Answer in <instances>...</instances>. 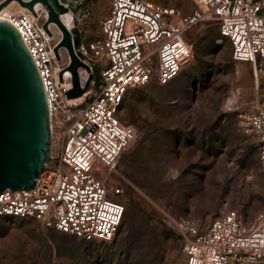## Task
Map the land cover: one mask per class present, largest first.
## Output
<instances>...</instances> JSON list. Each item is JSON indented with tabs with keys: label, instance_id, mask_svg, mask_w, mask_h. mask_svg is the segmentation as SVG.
<instances>
[{
	"label": "built area",
	"instance_id": "built-area-1",
	"mask_svg": "<svg viewBox=\"0 0 264 264\" xmlns=\"http://www.w3.org/2000/svg\"><path fill=\"white\" fill-rule=\"evenodd\" d=\"M190 13L151 0H110L101 20V36L79 45L93 79L87 92L68 98L69 61L57 60L60 37L43 24L47 13L34 15L17 1L0 17L11 21L27 44L47 92L52 148L50 161L35 187L0 193V216L32 218L44 226L87 240L110 241L125 213L117 173L122 153L136 137L133 125L118 114L127 92L156 81L167 84L193 58L188 31L207 19L231 42L236 61L258 68L264 63V0H194ZM78 6L82 1L78 2ZM90 4L84 16L90 14ZM102 64L98 77L95 66ZM82 86L90 73L79 68ZM256 138L264 168V103L244 117ZM178 233L187 264H264V207L250 222L224 210L204 230L187 218L167 214Z\"/></svg>",
	"mask_w": 264,
	"mask_h": 264
},
{
	"label": "rangeland",
	"instance_id": "rangeland-1",
	"mask_svg": "<svg viewBox=\"0 0 264 264\" xmlns=\"http://www.w3.org/2000/svg\"><path fill=\"white\" fill-rule=\"evenodd\" d=\"M71 1H82L71 10L82 38H99L110 0ZM151 1L183 13L199 7L194 0ZM187 37L193 58L179 75L131 88L119 111L136 137L111 176L123 187L125 204L114 239L87 240L32 218L0 216V264H187L167 214L204 231L226 209L250 222L264 207L259 147L244 125L245 115L264 103V63L257 79L251 63L233 58L213 19ZM101 67L95 66L96 77Z\"/></svg>",
	"mask_w": 264,
	"mask_h": 264
},
{
	"label": "water",
	"instance_id": "water-1",
	"mask_svg": "<svg viewBox=\"0 0 264 264\" xmlns=\"http://www.w3.org/2000/svg\"><path fill=\"white\" fill-rule=\"evenodd\" d=\"M38 15V4L45 9L43 24L48 34L56 26L61 36L54 52L62 60L66 50L69 63L65 70L72 76L68 98H77L87 92L93 79L89 64L79 50L82 36L75 26L69 27L62 15L78 6L71 0H0V11L11 2ZM90 73L84 86L79 68ZM52 148L51 117L47 92L38 66L17 27L0 17V193L35 187L38 178L50 161Z\"/></svg>",
	"mask_w": 264,
	"mask_h": 264
},
{
	"label": "bare ground",
	"instance_id": "bare-ground-1",
	"mask_svg": "<svg viewBox=\"0 0 264 264\" xmlns=\"http://www.w3.org/2000/svg\"><path fill=\"white\" fill-rule=\"evenodd\" d=\"M15 5H16V2L13 1V2H11L6 8H11V7L15 6ZM37 7H38L39 9H42L43 11H45V9H43V8L41 7L40 4H38ZM45 12H46V11H45ZM62 19H63V21H64L69 27H72V26H73L74 15H73V12H72L71 10L68 11L67 13L63 14V15H62ZM51 29H52L54 35H58V34H60V36H61V32H60V30H59V29L57 30V29L54 27V25L51 26ZM257 70L259 71V68H258ZM69 73H70V72H69Z\"/></svg>",
	"mask_w": 264,
	"mask_h": 264
}]
</instances>
